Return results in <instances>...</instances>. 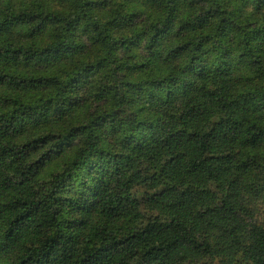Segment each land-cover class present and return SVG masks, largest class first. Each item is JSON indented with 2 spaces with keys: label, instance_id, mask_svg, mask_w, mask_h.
<instances>
[{
  "label": "clouds",
  "instance_id": "9594fccd",
  "mask_svg": "<svg viewBox=\"0 0 264 264\" xmlns=\"http://www.w3.org/2000/svg\"><path fill=\"white\" fill-rule=\"evenodd\" d=\"M0 264H264V0H0Z\"/></svg>",
  "mask_w": 264,
  "mask_h": 264
}]
</instances>
